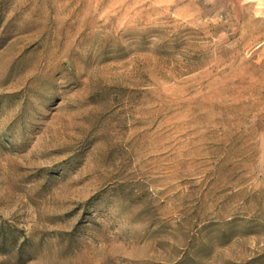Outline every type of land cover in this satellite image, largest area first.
Wrapping results in <instances>:
<instances>
[{"label":"rangeland","instance_id":"obj_1","mask_svg":"<svg viewBox=\"0 0 264 264\" xmlns=\"http://www.w3.org/2000/svg\"><path fill=\"white\" fill-rule=\"evenodd\" d=\"M0 264H264V0H0Z\"/></svg>","mask_w":264,"mask_h":264}]
</instances>
